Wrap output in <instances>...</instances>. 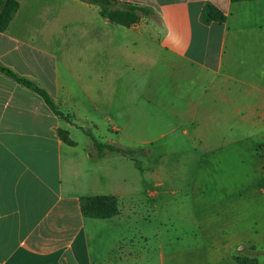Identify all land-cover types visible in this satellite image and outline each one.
Masks as SVG:
<instances>
[{"label":"crops","instance_id":"1","mask_svg":"<svg viewBox=\"0 0 264 264\" xmlns=\"http://www.w3.org/2000/svg\"><path fill=\"white\" fill-rule=\"evenodd\" d=\"M117 1L151 8L159 22L142 17L128 28L82 0H19L0 32V63L44 88L72 120L0 73V264H107L138 199L154 201L159 219L169 174L182 168L146 164L142 183L121 158L98 157L82 128L104 143L150 146V157H166L155 155L156 143L191 142L196 197L198 172L222 171L232 154L248 153L235 182L246 192L215 202L197 225L201 236H228L231 245L264 238V224L245 225L241 213L264 205V186L249 189L252 179L264 183V0ZM207 2L226 22L202 23ZM69 45L80 53H67ZM97 197H116L120 214L85 217L81 200Z\"/></svg>","mask_w":264,"mask_h":264},{"label":"rangeland","instance_id":"2","mask_svg":"<svg viewBox=\"0 0 264 264\" xmlns=\"http://www.w3.org/2000/svg\"><path fill=\"white\" fill-rule=\"evenodd\" d=\"M148 19L159 22L155 15ZM64 48L66 46H62V54H64ZM72 52L79 54L80 46H67V53ZM90 131L99 142H105L103 135L99 132L93 129ZM177 143L166 140L155 144V155L160 154L166 157H150L151 149H147L151 148L150 146H142L144 153L137 155L135 159L114 154L121 158L122 166L136 169L140 182L143 179L146 164L148 166L155 164L178 166L182 168V171L180 170L181 174H169L171 178L167 189L169 193L165 200L167 203L161 207L162 214L159 219H155V206L152 205L154 201L149 199L148 204L145 197L136 201L134 204L136 210L132 212L137 219L134 220V216L127 213L129 223L126 227L128 230L122 237L120 246L110 254L107 264H238L236 261L238 256H247L257 259L260 264L264 263V238L258 236L253 238L251 235L241 236L239 240L248 239V242L231 245L228 236L216 238L201 236L197 225L200 220L202 221L209 215L210 207L212 209L215 202L225 206L237 201L240 195L246 192V188L237 186L235 182L241 174L243 178L246 175L245 163L248 153L232 154L226 160V166L222 171L198 172L199 187H201L199 189L202 192L196 197V154H188L187 149H191V142ZM256 176L259 178L258 175ZM262 181V179H252L249 189L263 187ZM215 183L224 188L216 191ZM128 206V201L122 203L124 209ZM244 209L245 211L241 213L245 225L253 224L258 220L264 224V205L249 203L247 208L244 206ZM209 256L214 258L212 263H209Z\"/></svg>","mask_w":264,"mask_h":264},{"label":"trees","instance_id":"3","mask_svg":"<svg viewBox=\"0 0 264 264\" xmlns=\"http://www.w3.org/2000/svg\"><path fill=\"white\" fill-rule=\"evenodd\" d=\"M82 1L99 7L100 14L111 23L128 28L138 24L142 17L154 15V11L151 8L131 3H120L117 0ZM242 1L251 0H232V2ZM19 9V0H0V32H4L8 29ZM226 19L227 16L218 7L210 2L205 4L201 16L203 24L224 23ZM0 73L14 80L20 86L39 95L50 110L60 119L66 122L72 121L70 115H66L60 111L50 94L35 82L18 75L11 68L2 63H0ZM82 131L91 139L93 150L98 157H102L106 154H118L128 159H135L137 155L144 153V151L140 149H127L116 144L99 142L90 130L82 128ZM59 135L66 144L70 146L76 145V142L70 139L67 131L60 130ZM81 208L85 217L94 219H109L120 214V202L116 197L83 198L81 200ZM236 261L238 264H260L257 259L247 256H238L236 257Z\"/></svg>","mask_w":264,"mask_h":264}]
</instances>
